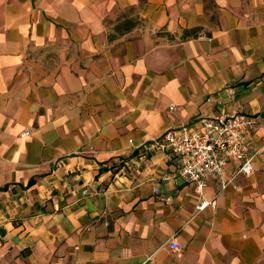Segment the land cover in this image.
Segmentation results:
<instances>
[{
	"label": "crops",
	"instance_id": "obj_1",
	"mask_svg": "<svg viewBox=\"0 0 264 264\" xmlns=\"http://www.w3.org/2000/svg\"><path fill=\"white\" fill-rule=\"evenodd\" d=\"M222 103L264 120V0H0V264H264V129L201 193L149 148Z\"/></svg>",
	"mask_w": 264,
	"mask_h": 264
},
{
	"label": "built area",
	"instance_id": "obj_2",
	"mask_svg": "<svg viewBox=\"0 0 264 264\" xmlns=\"http://www.w3.org/2000/svg\"><path fill=\"white\" fill-rule=\"evenodd\" d=\"M226 91L234 92L231 88ZM262 129L264 120L258 115L219 107L213 115L200 116L191 123L166 129L149 141V148L172 153L176 164L170 176L192 183L198 193L211 178L225 189L236 185L240 175L252 173V160L260 149H252L249 139ZM28 133L25 130L22 134ZM210 203L201 199L196 207L202 209ZM168 246L178 249L173 238L168 241Z\"/></svg>",
	"mask_w": 264,
	"mask_h": 264
},
{
	"label": "rangeland",
	"instance_id": "obj_3",
	"mask_svg": "<svg viewBox=\"0 0 264 264\" xmlns=\"http://www.w3.org/2000/svg\"><path fill=\"white\" fill-rule=\"evenodd\" d=\"M227 88L234 89L232 86L226 87L225 89H227ZM233 93H234V92H233ZM233 93H231V94H230V96H232V95H233ZM221 107H224V108H225V104H224V103H222ZM170 108H173V104H171V105H170ZM232 110H233V109H232Z\"/></svg>",
	"mask_w": 264,
	"mask_h": 264
},
{
	"label": "trees",
	"instance_id": "obj_4",
	"mask_svg": "<svg viewBox=\"0 0 264 264\" xmlns=\"http://www.w3.org/2000/svg\"><path fill=\"white\" fill-rule=\"evenodd\" d=\"M32 183H33V179H30L28 185H31Z\"/></svg>",
	"mask_w": 264,
	"mask_h": 264
}]
</instances>
